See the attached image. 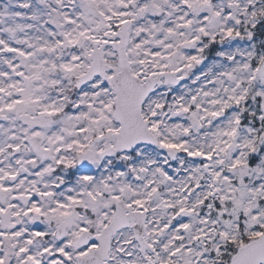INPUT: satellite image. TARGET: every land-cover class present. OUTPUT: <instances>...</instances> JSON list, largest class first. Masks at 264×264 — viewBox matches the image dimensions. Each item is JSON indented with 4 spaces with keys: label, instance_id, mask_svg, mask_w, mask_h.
Wrapping results in <instances>:
<instances>
[{
    "label": "snow or ice",
    "instance_id": "6c2138e0",
    "mask_svg": "<svg viewBox=\"0 0 264 264\" xmlns=\"http://www.w3.org/2000/svg\"><path fill=\"white\" fill-rule=\"evenodd\" d=\"M0 264H264V0H0Z\"/></svg>",
    "mask_w": 264,
    "mask_h": 264
}]
</instances>
